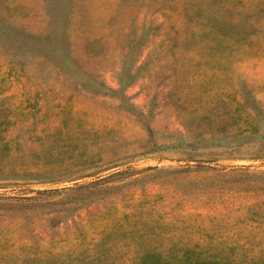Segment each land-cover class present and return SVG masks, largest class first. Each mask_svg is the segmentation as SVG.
<instances>
[{
	"label": "rangeland",
	"instance_id": "rangeland-1",
	"mask_svg": "<svg viewBox=\"0 0 264 264\" xmlns=\"http://www.w3.org/2000/svg\"><path fill=\"white\" fill-rule=\"evenodd\" d=\"M0 264H264V0H0Z\"/></svg>",
	"mask_w": 264,
	"mask_h": 264
}]
</instances>
